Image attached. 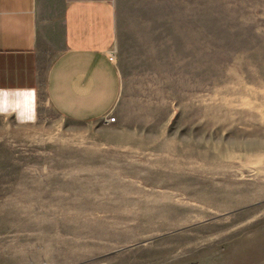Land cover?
Wrapping results in <instances>:
<instances>
[{"label": "rangeland", "instance_id": "rangeland-1", "mask_svg": "<svg viewBox=\"0 0 264 264\" xmlns=\"http://www.w3.org/2000/svg\"><path fill=\"white\" fill-rule=\"evenodd\" d=\"M115 2V123L0 124V264H264V0Z\"/></svg>", "mask_w": 264, "mask_h": 264}, {"label": "crops", "instance_id": "crops-1", "mask_svg": "<svg viewBox=\"0 0 264 264\" xmlns=\"http://www.w3.org/2000/svg\"><path fill=\"white\" fill-rule=\"evenodd\" d=\"M115 4V0H0V88H35L37 119L41 95L65 120L89 123L105 118L121 90L110 54L117 37ZM5 123L17 124L15 115L0 117V124ZM230 196L228 188L224 205L235 204ZM262 197L264 185L249 200Z\"/></svg>", "mask_w": 264, "mask_h": 264}, {"label": "clouds", "instance_id": "clouds-1", "mask_svg": "<svg viewBox=\"0 0 264 264\" xmlns=\"http://www.w3.org/2000/svg\"><path fill=\"white\" fill-rule=\"evenodd\" d=\"M36 109L35 88H0V117L15 115L17 124L36 123Z\"/></svg>", "mask_w": 264, "mask_h": 264}, {"label": "built area", "instance_id": "built-area-1", "mask_svg": "<svg viewBox=\"0 0 264 264\" xmlns=\"http://www.w3.org/2000/svg\"><path fill=\"white\" fill-rule=\"evenodd\" d=\"M106 123H115L116 117L114 115H111L110 113L107 114L104 118Z\"/></svg>", "mask_w": 264, "mask_h": 264}]
</instances>
